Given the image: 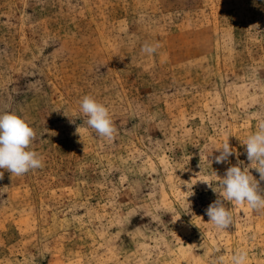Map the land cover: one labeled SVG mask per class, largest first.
I'll return each mask as SVG.
<instances>
[{"label": "rangeland", "instance_id": "374dc122", "mask_svg": "<svg viewBox=\"0 0 264 264\" xmlns=\"http://www.w3.org/2000/svg\"><path fill=\"white\" fill-rule=\"evenodd\" d=\"M85 95L111 141L83 124ZM5 111L44 167L0 169V264H264V211L226 202L217 229L201 182L237 164L259 180L244 142L264 119V0H0Z\"/></svg>", "mask_w": 264, "mask_h": 264}, {"label": "clouds", "instance_id": "9594fccd", "mask_svg": "<svg viewBox=\"0 0 264 264\" xmlns=\"http://www.w3.org/2000/svg\"><path fill=\"white\" fill-rule=\"evenodd\" d=\"M158 48L159 44L145 43L141 50L152 55ZM79 107L83 118L78 117L83 120V124L86 123L88 128L105 140L111 141L114 138L117 129L105 104L85 95L80 100ZM77 132L79 133V127ZM35 138V130L24 118L10 111L0 113V169L7 170L11 176H23L44 167L43 157L31 147ZM244 145L248 161L256 165L254 169L259 174V180L248 169L237 164L226 169L216 187L207 181H201L217 194V199L207 207L206 215L209 222L220 230L233 226V215L226 202L231 206L247 203L254 211H264V187L260 184L264 181V119L260 120L258 130L246 138ZM217 151V164L228 162L233 155L228 141ZM2 177L3 172H0V178ZM247 259V252L239 250L232 255L231 264H246Z\"/></svg>", "mask_w": 264, "mask_h": 264}]
</instances>
